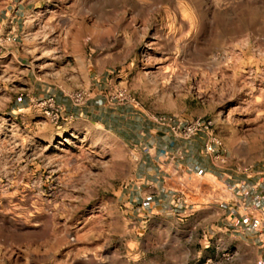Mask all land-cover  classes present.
I'll list each match as a JSON object with an SVG mask.
<instances>
[{"label": "rangeland", "instance_id": "obj_1", "mask_svg": "<svg viewBox=\"0 0 264 264\" xmlns=\"http://www.w3.org/2000/svg\"><path fill=\"white\" fill-rule=\"evenodd\" d=\"M25 28L0 48V264H253L194 223L187 148L264 164V0H38Z\"/></svg>", "mask_w": 264, "mask_h": 264}, {"label": "crops", "instance_id": "obj_2", "mask_svg": "<svg viewBox=\"0 0 264 264\" xmlns=\"http://www.w3.org/2000/svg\"><path fill=\"white\" fill-rule=\"evenodd\" d=\"M37 4L38 0H0V34L22 35ZM164 138L157 137L151 151L153 159L163 153L160 147ZM195 145L196 143L189 145L188 155H194V161L200 159L205 163L202 167L195 164L193 172L200 176L204 174L203 177L210 181L208 184L213 189L206 190L203 194L196 193L190 199L194 202V223L197 227L204 225L207 244L214 243V235L216 241L220 236L217 243L221 246L228 247L232 244L242 257H252L253 264H264V176L257 171L247 175H231L228 163H223L224 160L221 164L214 163L209 159L207 152H204V148L197 151ZM160 166L164 167L163 163H160ZM157 170L158 167L154 165L153 177H149L151 179H146L147 176H136L139 180L136 182L137 188H142V198L146 201L160 199L162 191L155 183V180L159 179ZM194 178L199 180V177ZM154 186L158 190L157 193L148 194V188ZM194 186L197 188L200 184L195 182ZM203 202L211 203L198 205ZM247 251H252V255Z\"/></svg>", "mask_w": 264, "mask_h": 264}, {"label": "built area", "instance_id": "obj_3", "mask_svg": "<svg viewBox=\"0 0 264 264\" xmlns=\"http://www.w3.org/2000/svg\"><path fill=\"white\" fill-rule=\"evenodd\" d=\"M13 34H0V48L4 46L6 42L13 39ZM80 95H78L79 97ZM173 135L177 139H192L201 132H209L213 126L212 119L197 118L191 121L179 120L177 123L173 121H167ZM216 137H210L205 144V150L207 153H214L218 144ZM261 175L264 176V164L257 170Z\"/></svg>", "mask_w": 264, "mask_h": 264}]
</instances>
